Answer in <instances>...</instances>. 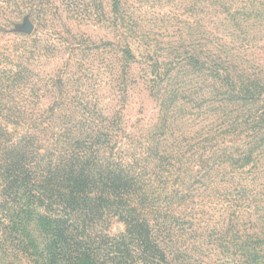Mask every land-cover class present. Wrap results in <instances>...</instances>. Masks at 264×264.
Masks as SVG:
<instances>
[{
  "label": "rangeland",
  "instance_id": "rangeland-1",
  "mask_svg": "<svg viewBox=\"0 0 264 264\" xmlns=\"http://www.w3.org/2000/svg\"><path fill=\"white\" fill-rule=\"evenodd\" d=\"M190 56L222 68L221 78L239 79L263 98L264 0H0V122L13 129L17 121L16 135L31 120L46 123L45 110L61 103L58 95L67 90L65 102L79 96L104 119L119 121L116 154L143 150L159 122L164 76L170 75L169 89L179 97L166 134L187 137L179 149L194 152L198 162L194 157L186 165L198 171L204 155L222 151L225 141L243 147L250 140L243 115L252 107L245 113L237 102L219 105L222 79L189 65ZM228 108L236 109L230 113L239 123L231 133L219 127ZM255 156L245 165L215 168L238 171L235 179L214 172L195 182L190 209L169 245L183 255L189 251L187 264H261L253 255L264 253V152ZM122 230L114 218L110 233Z\"/></svg>",
  "mask_w": 264,
  "mask_h": 264
},
{
  "label": "trees",
  "instance_id": "trees-1",
  "mask_svg": "<svg viewBox=\"0 0 264 264\" xmlns=\"http://www.w3.org/2000/svg\"><path fill=\"white\" fill-rule=\"evenodd\" d=\"M186 61L222 79L225 99L217 103L223 108L227 101L237 102L243 112L251 105L250 114L245 110L243 115L250 140L243 147L225 141L222 151L204 155L198 171L186 165L198 157L180 151L187 137L166 134L179 97L169 89L167 75L150 144L116 154L119 121L104 119L79 96L65 102L70 95L63 90L61 103L45 110L47 124L31 120L26 132L16 135L17 121L10 123L13 129L0 122V264H187L189 251L184 256L178 246L169 245L175 243L181 215L190 209L192 187L214 172L235 179L238 171L221 173L218 165L257 161L256 153L264 152V97L239 79L221 78L222 68L204 66L193 56ZM235 110L228 108L219 123L227 133L239 125L232 117ZM114 218L123 224L118 235L110 233ZM253 260L263 264L264 253L254 254Z\"/></svg>",
  "mask_w": 264,
  "mask_h": 264
},
{
  "label": "water",
  "instance_id": "water-1",
  "mask_svg": "<svg viewBox=\"0 0 264 264\" xmlns=\"http://www.w3.org/2000/svg\"><path fill=\"white\" fill-rule=\"evenodd\" d=\"M31 29H32V27L30 26V24H29V23H25L24 30H25L26 32H30Z\"/></svg>",
  "mask_w": 264,
  "mask_h": 264
}]
</instances>
